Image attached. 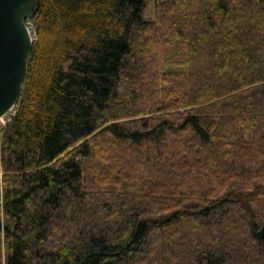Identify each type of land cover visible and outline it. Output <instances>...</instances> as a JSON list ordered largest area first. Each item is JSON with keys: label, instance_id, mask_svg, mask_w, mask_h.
I'll use <instances>...</instances> for the list:
<instances>
[{"label": "trees", "instance_id": "obj_1", "mask_svg": "<svg viewBox=\"0 0 264 264\" xmlns=\"http://www.w3.org/2000/svg\"><path fill=\"white\" fill-rule=\"evenodd\" d=\"M148 1L37 0L0 264H264V0Z\"/></svg>", "mask_w": 264, "mask_h": 264}, {"label": "water", "instance_id": "obj_2", "mask_svg": "<svg viewBox=\"0 0 264 264\" xmlns=\"http://www.w3.org/2000/svg\"><path fill=\"white\" fill-rule=\"evenodd\" d=\"M37 0H0V117L22 93L33 41L26 21Z\"/></svg>", "mask_w": 264, "mask_h": 264}, {"label": "rangeland", "instance_id": "obj_3", "mask_svg": "<svg viewBox=\"0 0 264 264\" xmlns=\"http://www.w3.org/2000/svg\"><path fill=\"white\" fill-rule=\"evenodd\" d=\"M154 11H155L154 10V0H149L148 1V5H147L146 10H145L146 17L148 19H153L154 18V14H155ZM30 23H31L32 28H33V34H34L33 43H34L36 41L37 36H36V31H35V27H34L33 22L30 21ZM163 56H164V60H165V64L166 65L171 64L172 66L170 68L177 69V68L173 67V65L175 63L179 62L182 59V48H181V45L180 44H176L172 48H165L163 50ZM16 110H18L17 106H15V112H16ZM2 206L3 205L0 202V217L2 216Z\"/></svg>", "mask_w": 264, "mask_h": 264}, {"label": "built area", "instance_id": "obj_4", "mask_svg": "<svg viewBox=\"0 0 264 264\" xmlns=\"http://www.w3.org/2000/svg\"><path fill=\"white\" fill-rule=\"evenodd\" d=\"M26 25L28 29L30 30V34H31L32 41H33L34 34H33V28H32L30 21H27ZM14 115H15V106L11 108L2 117H0V202L2 204H3V197H4V176H5V172L3 168V160H2V151H1L2 140H3V130L8 124V122L11 121Z\"/></svg>", "mask_w": 264, "mask_h": 264}, {"label": "bare ground", "instance_id": "obj_5", "mask_svg": "<svg viewBox=\"0 0 264 264\" xmlns=\"http://www.w3.org/2000/svg\"><path fill=\"white\" fill-rule=\"evenodd\" d=\"M219 247V246H218ZM218 250H219V248H218Z\"/></svg>", "mask_w": 264, "mask_h": 264}]
</instances>
